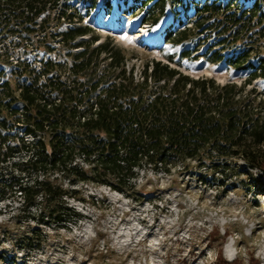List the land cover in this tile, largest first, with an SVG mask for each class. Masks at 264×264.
<instances>
[{
    "label": "trees",
    "instance_id": "obj_1",
    "mask_svg": "<svg viewBox=\"0 0 264 264\" xmlns=\"http://www.w3.org/2000/svg\"><path fill=\"white\" fill-rule=\"evenodd\" d=\"M120 1L144 26L171 9L161 35L180 50L138 69L110 37L95 45L72 0H0V203L34 221L33 234L81 218L66 202L80 182L132 192L142 170L221 188L264 175V0ZM201 60L236 74L186 65ZM8 256L0 263L17 264ZM210 264L244 261L221 246Z\"/></svg>",
    "mask_w": 264,
    "mask_h": 264
},
{
    "label": "rangeland",
    "instance_id": "obj_2",
    "mask_svg": "<svg viewBox=\"0 0 264 264\" xmlns=\"http://www.w3.org/2000/svg\"><path fill=\"white\" fill-rule=\"evenodd\" d=\"M90 1L72 0V4L83 14L85 24L100 26L95 33L101 39L95 45L110 37L126 49L136 68L153 57L165 58L160 49L180 50L162 41L161 33L174 15L171 9L159 27L144 26L141 12L127 11L121 13L123 21L118 18L120 0H112L110 14L99 0L86 15ZM119 23L123 28L114 30ZM142 40L161 44L152 47ZM186 65L221 80L236 74L203 60ZM173 174L142 170L132 192L80 182L66 202L81 218L77 222L67 220L65 227L44 224L35 234L31 232L37 225L34 221L26 220L17 206L1 202L0 251L16 258L17 264H210L222 246L226 259L241 257L244 264H252L253 259L264 264L261 172L254 171V179L231 177L225 188L210 185L212 179L205 183L193 175Z\"/></svg>",
    "mask_w": 264,
    "mask_h": 264
},
{
    "label": "bare ground",
    "instance_id": "obj_3",
    "mask_svg": "<svg viewBox=\"0 0 264 264\" xmlns=\"http://www.w3.org/2000/svg\"><path fill=\"white\" fill-rule=\"evenodd\" d=\"M159 24H160V22L157 25H155V26L159 27ZM116 25H118V24H116ZM142 44H145V45L146 44H150V45H152V47H158L161 44V42H158V41H144V40H142Z\"/></svg>",
    "mask_w": 264,
    "mask_h": 264
}]
</instances>
